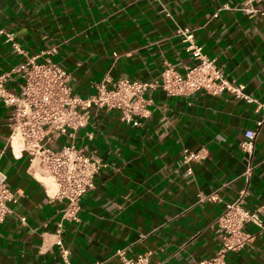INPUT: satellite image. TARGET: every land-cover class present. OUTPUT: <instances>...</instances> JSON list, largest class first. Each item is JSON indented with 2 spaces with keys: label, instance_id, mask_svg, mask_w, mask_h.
Listing matches in <instances>:
<instances>
[{
  "label": "crops",
  "instance_id": "crops-1",
  "mask_svg": "<svg viewBox=\"0 0 264 264\" xmlns=\"http://www.w3.org/2000/svg\"><path fill=\"white\" fill-rule=\"evenodd\" d=\"M242 3L0 0V30L13 32L24 50L17 52L2 34L0 74L43 53L40 59L49 56L69 71L74 92L88 97L106 76L111 85L120 78L148 81L167 63L184 73L196 60L175 35L180 26L193 29L204 53L257 99L247 103L229 91L169 96L157 90L149 94L151 113L137 126L115 111L91 108L89 123L57 143L73 141L107 164L82 198L80 220L66 222L69 264H121L113 256L124 247L132 256L152 251L151 264H199L221 247L216 221L243 187L249 208L264 204V16L250 17ZM22 83L16 73L7 85L18 91ZM10 114L0 99V168L16 193L0 224V264H66L56 243L65 202L52 197L53 182L36 171L27 152L14 155ZM247 129L258 132L251 158L241 149ZM186 150L204 157L185 163ZM212 191L221 200L198 201L200 192ZM262 217L264 223V211ZM245 229L256 239L229 252L228 264H264V230L254 223Z\"/></svg>",
  "mask_w": 264,
  "mask_h": 264
},
{
  "label": "built area",
  "instance_id": "built-area-1",
  "mask_svg": "<svg viewBox=\"0 0 264 264\" xmlns=\"http://www.w3.org/2000/svg\"><path fill=\"white\" fill-rule=\"evenodd\" d=\"M224 7L229 8L228 5ZM240 9L250 17L264 16V0H243ZM217 15L218 12L214 14ZM2 34L17 52L24 53L13 32L2 29L0 36ZM175 35L182 38L187 51L196 60L186 67L184 73L167 63L157 77L148 81L120 78L115 85H111V76H106L95 83V92L88 97L74 92L69 71L49 56L40 59L43 53L35 54L21 65L0 74V99L11 109L9 146L15 156L27 152L36 171L53 182L55 190L52 197L65 202L56 231V243L62 248L66 264H69L63 240L66 222L80 220L82 198L95 188V179L107 164L85 148L76 146L73 141L60 146L57 143L63 135L73 138L80 128L89 123L91 108L115 111L123 121L137 126L142 118L151 113L153 100L149 94L157 90L169 96L190 95L199 90L211 94L229 91L247 103L257 102L255 97L245 92V84L228 78L216 58L204 53L203 47L195 41L193 29L178 26ZM16 73L23 78L18 91L7 85ZM259 107L263 111L259 121L261 125L264 122V103H259ZM257 134V130L247 129L241 142L242 151L250 158L255 150ZM203 157L200 151L186 150L184 162ZM252 169L249 162L244 173L247 181ZM248 193V187H243L234 200L225 204L216 221L221 247L214 256L199 264H228L229 252L252 246L256 234L248 232L246 224L254 223L264 230V204L256 209L249 208L246 205ZM207 200H221L219 192L198 194L199 202ZM15 201L16 193L9 185L7 174L0 168V224L12 212L11 204ZM22 220L25 221V218ZM151 255L152 251L148 250L132 256L124 247L116 250L113 257L118 258L121 264H151ZM93 264H111V260L98 259Z\"/></svg>",
  "mask_w": 264,
  "mask_h": 264
}]
</instances>
